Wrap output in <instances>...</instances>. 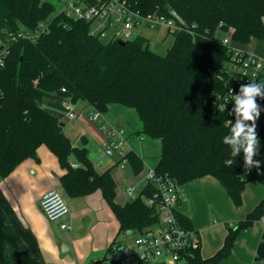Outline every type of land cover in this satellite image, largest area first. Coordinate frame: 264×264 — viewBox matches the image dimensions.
Returning <instances> with one entry per match:
<instances>
[{
    "label": "trees",
    "instance_id": "1",
    "mask_svg": "<svg viewBox=\"0 0 264 264\" xmlns=\"http://www.w3.org/2000/svg\"><path fill=\"white\" fill-rule=\"evenodd\" d=\"M128 1L145 14L176 10L197 25L195 35L176 33L173 46L160 55L141 35L124 45L92 36L89 23L58 14L49 0H0V31L17 34L45 25L36 40L11 43L0 65V175L8 177L25 160L37 158V149L46 145L66 170L61 181L69 197L101 191L122 232L142 233L159 223L156 207L145 201L154 186L148 184L136 200L118 204L111 170L98 172L86 145L76 146L64 123L44 108L45 98L66 88L74 103L84 101L103 113L112 104L136 109L141 136L161 142L158 174H168L179 186L212 176L234 204L242 206L250 182L264 186V130L255 156L261 167L246 170L243 153L233 158L222 142L229 133L226 121L234 122L235 116L229 115L234 101L225 111L218 108V97L229 93L224 67L230 53L216 41V33L222 23L221 32L232 30L234 45L243 48L264 39V0ZM73 157L80 164L77 168L71 165ZM127 157L140 172V156L129 152ZM263 216L264 198L244 220L228 226L225 243L214 256L203 258L199 248L183 253L179 264H218L231 255L239 234ZM177 218L192 230L186 216L177 213Z\"/></svg>",
    "mask_w": 264,
    "mask_h": 264
},
{
    "label": "crops",
    "instance_id": "2",
    "mask_svg": "<svg viewBox=\"0 0 264 264\" xmlns=\"http://www.w3.org/2000/svg\"><path fill=\"white\" fill-rule=\"evenodd\" d=\"M245 49L264 58V39L253 41ZM70 99V94L59 91L55 97L45 98L42 105L64 123L66 135L76 146L86 145L98 172L111 170L116 183V202L125 205L136 200L138 197L128 195L127 189L133 186L140 194L143 192L148 185L147 173L156 169L160 161L161 142L149 137L143 139L136 109L110 105L105 118L114 126L126 128V150L143 161L142 170L136 173L130 163L122 165L117 158L104 154L107 136L97 123L89 120L86 102L74 103L76 112L85 116L69 118L65 102ZM71 162L80 166L75 157ZM65 173L58 157L41 145L37 158L25 160L8 177L0 175V264H91L102 258L114 242L132 240L128 231H121L120 221L101 191L85 197H69L61 181ZM53 189L61 192L67 201L70 214L65 221L70 229H62L61 222L50 221L41 210L42 196ZM178 192L177 213L190 220L192 231L200 240L203 258L214 256L225 243L228 226L235 227L264 198V186L252 181L243 194L242 206L237 207L212 176L178 185ZM218 264H264V221L244 229L231 255Z\"/></svg>",
    "mask_w": 264,
    "mask_h": 264
},
{
    "label": "built area",
    "instance_id": "3",
    "mask_svg": "<svg viewBox=\"0 0 264 264\" xmlns=\"http://www.w3.org/2000/svg\"><path fill=\"white\" fill-rule=\"evenodd\" d=\"M56 12L67 19L84 21L90 25V35L99 37L105 42L128 41L136 38V30L141 27L161 29L165 32L163 40L176 33L185 32L195 35L196 24H190L176 10L154 11L147 14L135 10L128 0H52ZM220 23L216 33V41L227 47L230 60L224 67L227 81L230 84L229 93L218 97V108L225 105V109L232 102L231 97L237 92L241 84L251 81H264V58L253 51L235 46L232 40V30L221 32ZM45 25L40 24L35 30L21 29L17 34L0 31V65L9 54V46L20 39L36 40ZM61 92L68 93L66 88ZM257 103L264 108V100L257 98ZM68 116L74 119L79 116L75 104L70 99L65 102ZM91 122L97 123L100 130L107 136V145L104 154L110 158H117L122 165L129 164L126 150L127 130L124 127L114 126L107 121L105 113L89 106L85 109ZM264 130V111L257 121V133L260 139ZM254 160H258L254 157ZM72 167L79 165L71 162ZM147 184H152L155 191L146 198V204L156 207L159 223L142 233L128 231L132 236L129 242H114L102 258L95 259L91 264H158L169 261L174 264L181 262V256L188 251L198 250L200 240L198 235L183 228L177 218V209L180 202L178 184L168 174L162 175L151 169L146 175ZM127 194L137 198L142 195L135 187H129ZM40 207L50 221L61 222L62 229H70L65 221L70 209L58 190H49L41 198ZM264 221V216L261 219Z\"/></svg>",
    "mask_w": 264,
    "mask_h": 264
},
{
    "label": "clouds",
    "instance_id": "4",
    "mask_svg": "<svg viewBox=\"0 0 264 264\" xmlns=\"http://www.w3.org/2000/svg\"><path fill=\"white\" fill-rule=\"evenodd\" d=\"M231 100L234 107L229 115L234 114L235 120L226 121L229 133L223 137V144L231 149V156L236 158L243 153L244 166L246 170L261 167L260 160H254L259 155L260 139L257 133V121L264 108L257 103V98L264 100V81H251L241 84L239 92L233 94ZM221 111H225V105L220 106ZM229 164L233 161H229Z\"/></svg>",
    "mask_w": 264,
    "mask_h": 264
},
{
    "label": "rangeland",
    "instance_id": "5",
    "mask_svg": "<svg viewBox=\"0 0 264 264\" xmlns=\"http://www.w3.org/2000/svg\"><path fill=\"white\" fill-rule=\"evenodd\" d=\"M49 1H52V0H49ZM136 34L146 37L149 40L150 49L160 55H165L167 51L173 46L174 40H175L174 36H171V35L168 36L165 40H163V37L165 36V32L161 29L154 30V29H149L147 27H141L136 30ZM79 116H85V115L81 113ZM147 138L148 137L146 136L143 137V139L145 140ZM254 184H257V183H254Z\"/></svg>",
    "mask_w": 264,
    "mask_h": 264
},
{
    "label": "water",
    "instance_id": "6",
    "mask_svg": "<svg viewBox=\"0 0 264 264\" xmlns=\"http://www.w3.org/2000/svg\"><path fill=\"white\" fill-rule=\"evenodd\" d=\"M119 44L124 45L125 41H119Z\"/></svg>",
    "mask_w": 264,
    "mask_h": 264
}]
</instances>
